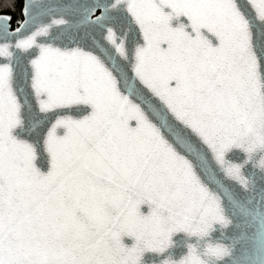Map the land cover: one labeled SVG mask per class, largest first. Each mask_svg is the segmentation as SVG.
Instances as JSON below:
<instances>
[{"label":"snow or ice","instance_id":"snow-or-ice-1","mask_svg":"<svg viewBox=\"0 0 264 264\" xmlns=\"http://www.w3.org/2000/svg\"><path fill=\"white\" fill-rule=\"evenodd\" d=\"M0 8V264H264V0Z\"/></svg>","mask_w":264,"mask_h":264},{"label":"water","instance_id":"water-1","mask_svg":"<svg viewBox=\"0 0 264 264\" xmlns=\"http://www.w3.org/2000/svg\"><path fill=\"white\" fill-rule=\"evenodd\" d=\"M132 125L134 126V122H131ZM233 153H237V157L235 158H238L240 160L244 159V154L238 150V149H233L232 152H230L228 155H227V158L228 159H233ZM253 159L259 163V160L261 159V157L259 155L257 156H254ZM195 163V161H193ZM182 243V241L180 240H177V245L172 247V248H169L168 251L165 253L166 256H171L173 259L175 260H178L180 258V256L183 254L184 252V249L180 246V244ZM162 259V258H161Z\"/></svg>","mask_w":264,"mask_h":264},{"label":"trees","instance_id":"trees-1","mask_svg":"<svg viewBox=\"0 0 264 264\" xmlns=\"http://www.w3.org/2000/svg\"><path fill=\"white\" fill-rule=\"evenodd\" d=\"M9 9H6V8H0V12H8Z\"/></svg>","mask_w":264,"mask_h":264}]
</instances>
